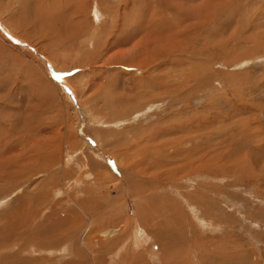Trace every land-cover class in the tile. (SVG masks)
I'll return each mask as SVG.
<instances>
[{"label":"rangeland","instance_id":"rangeland-1","mask_svg":"<svg viewBox=\"0 0 264 264\" xmlns=\"http://www.w3.org/2000/svg\"><path fill=\"white\" fill-rule=\"evenodd\" d=\"M24 1L0 0V223L26 218L0 264H264V0Z\"/></svg>","mask_w":264,"mask_h":264},{"label":"bare ground","instance_id":"bare-ground-1","mask_svg":"<svg viewBox=\"0 0 264 264\" xmlns=\"http://www.w3.org/2000/svg\"><path fill=\"white\" fill-rule=\"evenodd\" d=\"M39 1H41V0H39ZM43 1V0H42ZM155 1H157V3H158V0H155ZM154 1V4L156 3ZM36 2H37V0H35V2L33 3V5L32 6H34V8H37L35 5H36ZM63 2V1H62ZM61 2V3H62ZM32 2L30 1V0H25L24 1V7H30V4H31ZM39 3V2H38ZM43 4H44V6H45V3H46V0L44 1V2H42ZM68 3V2H67ZM69 4V3H68ZM67 4V5H68ZM38 5H40V3L38 4ZM37 5V6H38ZM153 5V4H152ZM69 6H70V4H69ZM154 6V5H153ZM157 6V5H156ZM155 6V7H156ZM168 6V5H167ZM40 7V6H39ZM46 7H47V5H46ZM45 7V8H46ZM49 7V6H48ZM32 7H30V9H31ZM42 8H43V6H42ZM152 8V7H151ZM39 9V8H38ZM44 9V8H43ZM53 10H55L54 8H52ZM168 9H169V6H168ZM40 10V9H39ZM39 10H36V15H35V18H34V20H33V22L34 21H36V22H34V24L36 25V26H39L40 28H44V29H48V30H53L54 28H58V27H62V28H64L65 27V25H67V18H68V14H69V12H64V15H63V21H61V22H57L58 20H56V24H53V23H48L46 20H47V18L49 17L50 18V16L48 15V17L46 18L45 17V14H46V10L44 9V12H43V10L42 11H39ZM77 10H79L78 12L80 13V14H84V13H86L85 12V5L83 4V5H80V6H78L77 7ZM76 10V11H77ZM156 10V9H155ZM27 12V11H26ZM72 12H73V10H72ZM172 12V11H171ZM29 13H30V11H29ZM71 14V13H70ZM152 14H153V12H152ZM55 16H56V14H54ZM150 15H151V13H150ZM157 15V14H156ZM51 16H53V15H51ZM54 16V17H55ZM153 16V15H152ZM53 17V18H54ZM57 17V16H56ZM55 17V18H56ZM32 18V17H31ZM36 19V20H35ZM57 19V18H56ZM86 19L87 18H82L81 20L82 21H86ZM151 19V18H150ZM152 19L154 20V21H156L153 17H152ZM80 20V19H79ZM149 20V19H148ZM159 21H162V20H159ZM157 22H158V19H157ZM77 23V25H78V23H80V21L79 22H76ZM153 23V22H152ZM173 24V23H172ZM150 25H151V23H150ZM150 25H148V26H150ZM152 25H154V23L152 24ZM166 25V24H165ZM79 26V25H78ZM157 27H158V24L156 25ZM144 27V26H143ZM148 28V27H147ZM83 28L81 27V26H79V29H78V32L77 33H79V30H82ZM159 29V28H158ZM146 30H148V29H146ZM150 30H151V27H150ZM164 30V29H163ZM133 31H135V30H133ZM143 32V31H142ZM149 32V31H148ZM175 32V31H174ZM151 33V32H150ZM149 33V34H150ZM173 32H171V34H172ZM134 35V34H133ZM153 35V34H152ZM130 36V35H129ZM149 36V35H148ZM140 37H142V36H140ZM151 37V36H150ZM130 38H131V36H130ZM29 39V38H28ZM170 40V39H169ZM184 40V39H183ZM253 41V40H252ZM263 42V41H262ZM170 46V45H169ZM181 46H183V44H181ZM260 46H262V45H260ZM147 47V46H146ZM152 57H154L155 58V56L152 54ZM153 58V59H154ZM152 59V58H151ZM148 62V61H147ZM146 62V63H147ZM150 64V63H149ZM126 65V64H125ZM148 65V64H147ZM157 65V64H156ZM151 66V65H150ZM154 68H156V67H154ZM164 70V69H163ZM151 71V70H150ZM150 71H146L145 72V75H144V77L142 78V81H141V87H143V86H148V85H154L155 83H158V85L159 84H166L165 82H166V80H168V79H166L165 80V82L163 81H161V83H159L158 82V80L159 79H157L156 77H153V75H152V73H150ZM180 73V72H179ZM178 76V75H177ZM168 83V82H167ZM170 84H171V82H170ZM169 84V85H170ZM140 85V84H139ZM142 89H145V87H143ZM150 89V88H149ZM139 90H140V88H139ZM120 103V102H119ZM122 103V102H121ZM219 114V113H218ZM207 142V141H206ZM21 171V170H20ZM11 175V174H10ZM2 176H5V174L4 175H1L0 177L2 178ZM4 179H6L5 177L2 179V180H4ZM127 182V181H126ZM2 187V186H1ZM1 192V191H0ZM33 197V196H32ZM29 198V197H28ZM19 203V202H18ZM22 204H24V203H22ZM169 206H174V204L173 203H171ZM30 207H32V206H30ZM34 208V207H33ZM35 209V208H34ZM163 209H166V208H164L163 207ZM9 210H11V209H9ZM13 211H14V208L12 209ZM15 210H18V209H15ZM20 210V209H19ZM151 210H153V209H151ZM8 211V210H7ZM33 211V212H32ZM29 214H28V216L27 217H30L31 216V218L34 220L35 219V217H37L36 215L38 214L37 213V210H32ZM165 211V210H164ZM12 212V211H11ZM17 212V211H16ZM167 213V212H166ZM3 214V213H2ZM9 214H10V212H9ZM13 214V216H14V213H12ZM12 214H10L11 215V217H10V215L8 216V215H6L7 217H10V218H12ZM160 214V219H161V225L159 226V225H157L156 227H157V231H154V235L156 236H158V238L161 240L160 242H164V240L161 238V236H163V231L164 230H167L168 231V229H169V227L171 226V225H173L174 224V221H176L175 219V216L172 214V213H168V215H166V217H163V215H164V212L162 211V212H160L159 213ZM4 215V216H5ZM15 215H17V216H19L18 215V212H17V214H15ZM30 215V216H29ZM17 216H15V217H17ZM25 216V215H24ZM23 216V217H24ZM70 216V215H69ZM18 218V222H15L17 219L15 218L14 220L15 221H13V219H5L6 221H3V223H2V225H3V228H4V230L3 231H0V251L1 252H4V250L7 248V245H8V243H9V241H16L15 239L17 238V237H15V234H18V230H20L19 228H21V227H18L17 225L15 226V224L16 223H18V224H23L24 223V220L26 219V218H22V219H19V218H21L20 216L19 217H17ZM1 219V218H0ZM29 219V218H28ZM2 220H4V217L2 218ZM2 220H0V221H2ZM11 220V221H10ZM32 221V220H31ZM34 222V221H33ZM33 222H30V223H32L33 224ZM0 223V224H1ZM15 223V224H14ZM111 223V222H110ZM25 224H26V222H25ZM27 224H28V222H27ZM26 224V226H28ZM31 224V225H32ZM176 224V223H175ZM30 225V226H31ZM75 225V224H74ZM108 225V224H107ZM110 225V224H109ZM25 226V227H26ZM73 226V225H72ZM76 226V225H75ZM18 227V228H17ZM24 227V226H23ZM156 227H155V230H156ZM2 228V229H3ZM28 227H26V229H27ZM113 228V227H112ZM171 228V227H170ZM25 229V228H24ZM25 229V230H26ZM109 229V228H108ZM25 230H23V231H25ZM21 231V230H20ZM19 231V232H20ZM22 231V232H23ZM116 231L115 230H113V229H109V230H105V231H103L102 232V235L103 236H105L106 237V239H107V242L106 243H108L109 242V240H108V238L110 237V236H112L114 233H115ZM123 232H125V231H123ZM74 233V232H73ZM20 234H21V232H20ZM123 234V233H122ZM121 234V235H122ZM1 235H3V237H1ZM102 236V237H103ZM114 236V235H113ZM112 236V237H113ZM168 236V235H167ZM13 237H15V238H13ZM104 237V238H105ZM123 237V236H122ZM172 237V236H171ZM13 238V240H11ZM116 238V237H115ZM113 241H115V240H113ZM162 242V243H163ZM14 243V242H13ZM105 243V244H106ZM110 243V242H109ZM108 243V244H109ZM104 244V245H105ZM175 244V243H174ZM163 245L165 246H167V244L165 243H163ZM172 246V245H171ZM171 246L169 247V248H171ZM167 248H168V246H167ZM168 248V249H169ZM0 252V253H1ZM76 252H79L78 251V249H77V251ZM50 254H53V252H51L50 251ZM79 257V256H78ZM134 257H136V256H134ZM80 258V257H79ZM129 259V258H128ZM76 260V259H75ZM105 258L103 257L102 259H101V264H105ZM130 261V260H129ZM15 262H16V258L14 257V256H10V257H7V256H3L2 258H1V264H15ZM69 264H88V263H83V262H79V261H75V262H71V263H69Z\"/></svg>","mask_w":264,"mask_h":264}]
</instances>
